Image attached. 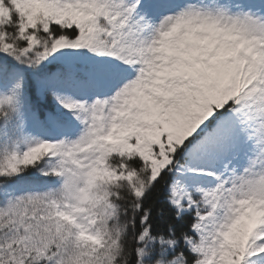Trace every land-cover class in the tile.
<instances>
[{
  "label": "snow or ice",
  "instance_id": "1",
  "mask_svg": "<svg viewBox=\"0 0 264 264\" xmlns=\"http://www.w3.org/2000/svg\"><path fill=\"white\" fill-rule=\"evenodd\" d=\"M0 264H264V0H0Z\"/></svg>",
  "mask_w": 264,
  "mask_h": 264
}]
</instances>
